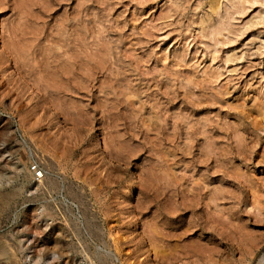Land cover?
<instances>
[{
    "label": "rangeland",
    "instance_id": "obj_1",
    "mask_svg": "<svg viewBox=\"0 0 264 264\" xmlns=\"http://www.w3.org/2000/svg\"><path fill=\"white\" fill-rule=\"evenodd\" d=\"M0 160L27 264L31 210L45 264H257L264 0H0Z\"/></svg>",
    "mask_w": 264,
    "mask_h": 264
},
{
    "label": "bare ground",
    "instance_id": "obj_2",
    "mask_svg": "<svg viewBox=\"0 0 264 264\" xmlns=\"http://www.w3.org/2000/svg\"><path fill=\"white\" fill-rule=\"evenodd\" d=\"M90 80V79H89ZM65 160V159H64ZM51 161V160H50ZM53 163V161H51ZM58 163V162H57ZM50 164V163H49ZM13 165V164H12ZM10 162H8L7 160H0V182L5 179V175L9 172H14L15 173V176H22L23 175V178L27 179V184L34 178L36 177V174L34 173L35 171H32L30 169H26L24 170L23 168L21 169L20 167V170L17 169L16 167H13ZM55 165V164H54ZM60 166V165H59ZM19 168V167H18ZM79 169V168H78ZM46 170V169H45ZM83 170V169H82ZM102 171V170H101ZM79 172V171H78ZM22 174V175H21ZM88 174V173H87ZM103 175V174H102ZM42 178L45 177L44 174H42ZM81 176V175H80ZM89 176V174H88ZM87 176V178H88ZM82 177V176H81ZM85 177V175H84ZM15 178V177H14ZM58 178V177H57ZM63 178V177H62ZM65 178V177H64ZM63 178V180H64ZM98 178V177H97ZM101 178V176L99 177ZM104 178V177H102ZM106 178V177H105ZM40 179V178H39ZM66 179V178H65ZM91 179V178H90ZM67 180V179H66ZM84 181H87V179H83ZM98 180V179H97ZM110 180V179H109ZM7 181V180H6ZM4 180V182H6ZM26 181H22V183L20 184H13L10 186H7L6 184H0V264H27V261H23V259L25 258L26 259V254L23 255V257H20V253L23 254V250H25L27 248L23 247L22 245L20 246L21 244V239L20 237H22L21 235H14L13 237L9 236V233H6V232H3L2 231V228L4 226V224L6 225L5 221H6V218L7 217H4V214L8 213L7 211H9V209H11L16 202V199L24 193L22 190L24 188H26V191L28 190H32L30 189V187L28 185H26ZM65 181V180H64ZM63 181V182H64ZM115 181V180H114ZM62 182V181H60ZM67 182V181H66ZM104 182V181H103ZM110 182V181H109ZM108 182V183H109ZM11 183V182H10ZM83 183V182H82ZM89 183V182H88ZM88 183L86 182V184L88 185ZM106 183V182H105ZM72 184V183H71ZM38 185V184H37ZM91 185V184H90ZM81 186V185H80ZM89 186V185H88ZM89 187H92L89 186ZM64 189L65 188V192L67 193L68 196H71L75 199H81L83 198L82 197V194L81 192L74 188L73 186L68 185L67 186H64L62 187L61 184L59 183L58 184V181L56 179H48L47 177L44 178V181L41 179L40 180V183L39 185L35 188V191H32V195H31V199H35L38 195L40 194H44V192H47V191H51V190H57V189ZM83 188V187H81ZM80 188V189H81ZM94 188V187H93ZM96 189L97 191L98 188H94ZM93 189V191H94ZM83 190V189H82ZM92 191V189L90 190ZM92 193H95L93 192ZM85 195V194H84ZM86 196V195H85ZM39 197V196H38ZM22 198V197H21ZM26 198V197H25ZM85 198V197H84ZM83 198V199H84ZM81 201V200H79ZM83 202V201H82ZM82 202H80L82 204ZM86 202V201H84ZM83 202V203H84ZM88 203V202H87ZM81 204H79L81 206ZM78 205V206H79ZM82 206H86V205H82ZM15 207V206H14ZM49 207V205L47 206ZM46 207V208H47ZM66 207V206H65ZM63 210H64V207H62ZM70 208V207H69ZM81 207H79L80 209ZM52 209V208H50ZM83 209V208H82ZM87 209V208H86ZM89 209V207H88ZM45 210V209H44ZM11 211V210H10ZM49 211V210H48ZM71 211V210H70ZM54 212V211H53ZM64 212V211H63ZM82 212V211H81ZM85 212H87L85 210ZM84 212V213H85ZM42 213V212H41ZM45 213V211H44ZM68 213V212H67ZM90 213V212H89ZM49 214V213H48ZM51 214V213H50ZM66 214V213H65ZM91 214V213H90ZM68 215V214H67ZM94 215V214H93ZM27 216L29 217V220L32 219L33 222L29 223V225L26 227V233H36L37 235V239L35 240V242H33V244L31 246H29V249L32 250L31 252H33L32 256H31V261H33V264H45V254H46V246L44 244L48 243L49 242H55V246L58 247L61 252V256H64V252L65 251L63 250V244L60 245L59 244V241L56 240V238L54 237L56 235V232L54 234V236H52L53 240L51 239H47V238H44L45 240L43 242H38V238H43L45 237L48 233H51V231H47L46 228H43L39 223L40 221H43V218L42 220L41 219H38L39 218V214L36 212V210H31L30 213L27 214ZM53 216V215H52ZM55 216V215H54ZM53 216V217H54ZM68 217V216H67ZM90 217V216H89ZM95 217V216H94ZM88 218V217H87ZM93 218V216L91 217ZM89 219V218H88ZM84 220V219H83ZM91 220V219H90ZM86 223V218L84 220ZM94 221V220H93ZM89 222V221H88ZM90 223V222H89ZM42 224V223H41ZM48 224V223H47ZM91 224V223H90ZM46 225V224H45ZM47 226V225H46ZM57 226V225H56ZM91 226V225H90ZM48 227V226H47ZM98 227V226H97ZM53 228V227H52ZM60 228V226H59ZM91 228V227H90ZM99 228V227H98ZM19 231V230H18ZM58 231V230H56ZM61 231V230H60ZM59 231V232H60ZM62 232V231H61ZM18 233V232H17ZM53 234V233H52ZM60 234V233H58ZM29 235V234H28ZM51 235V234H50ZM60 236V235H59ZM58 236V237H59ZM62 236V235H61ZM26 237V236H25ZM57 237V239H58ZM24 238V237H23ZM22 238V239H23ZM61 238V237H60ZM59 238V239H60ZM31 239V238H30ZM40 240V239H39ZM62 240V238H61ZM64 242V241H63ZM43 244V245H42ZM41 245L43 247H41ZM47 245V244H46ZM52 245V243H51ZM50 245V246H51ZM66 245V244H65ZM68 245V244H67ZM49 246V245H48ZM54 247V246H53ZM66 247V246H65ZM64 247V248H65ZM50 250V249H49ZM55 251V250H54ZM53 251V252H54ZM25 253V252H24ZM29 254V253H28ZM100 254V253H99ZM28 256V255H27ZM59 256V255H58ZM60 256V257H61ZM55 259L56 256L54 257ZM106 255H100V257L98 258L99 262L101 263H105L106 261ZM27 260V259H26ZM51 261H54L51 260ZM51 261H46L47 263H50ZM57 261L53 262L52 264H56ZM108 262V261H107ZM257 264H264V252L261 254Z\"/></svg>",
    "mask_w": 264,
    "mask_h": 264
}]
</instances>
